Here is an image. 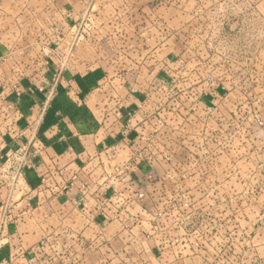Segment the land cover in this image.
Returning a JSON list of instances; mask_svg holds the SVG:
<instances>
[{
	"label": "crops",
	"instance_id": "crops-1",
	"mask_svg": "<svg viewBox=\"0 0 264 264\" xmlns=\"http://www.w3.org/2000/svg\"><path fill=\"white\" fill-rule=\"evenodd\" d=\"M89 1L0 0V264H264V154L247 153L244 170L230 154L228 174L212 168L220 154H190L198 163L187 173L168 163L180 155L139 159L146 113L158 106L130 84L144 77L92 67L95 53L79 42L70 55L54 50ZM170 8L169 21L191 14ZM150 43L134 50L159 48ZM153 55L135 66L157 65ZM240 172L256 179L239 183ZM218 175H227L219 185Z\"/></svg>",
	"mask_w": 264,
	"mask_h": 264
},
{
	"label": "rangeland",
	"instance_id": "rangeland-1",
	"mask_svg": "<svg viewBox=\"0 0 264 264\" xmlns=\"http://www.w3.org/2000/svg\"><path fill=\"white\" fill-rule=\"evenodd\" d=\"M142 3L89 1L81 7L83 11L67 21L72 31L62 34V49L54 50L70 55L79 42V52L95 53L92 67L107 64L116 70L127 66L129 74L140 72L144 77L137 81L136 76L130 84L145 85L143 88L152 90V103L158 106L153 108L152 104L150 108L154 111L146 113V127L140 135L142 147L137 150L139 159H149L154 152L164 159L180 155L183 160L168 163L177 173H187L182 168H194L198 163L187 162L190 154H220L225 157L212 168L227 173L223 171L225 168L230 171L227 159L237 155L240 162L236 168L246 169L242 158L247 153L256 158L264 154V0H143ZM145 5L154 10L153 15L148 11L151 18L135 14L137 8ZM170 7L174 12L184 9L191 14L181 19L177 13H171L174 19L169 21ZM172 29L176 38L168 31ZM147 40L152 42L150 45L159 43V48H144L140 53L134 50L136 44L140 46ZM87 43L94 50L86 49ZM147 51L154 53L152 57L157 58L158 64L148 62L142 68L136 67L135 60L141 61L142 55L148 57ZM152 70L154 76L150 74ZM205 92L208 96H203ZM157 163L159 169L165 170L166 162ZM242 174L238 175L239 183L249 184L256 179ZM219 175L217 185L227 176L222 179ZM213 182L204 183L203 189L215 188ZM238 200H246V195ZM258 200L254 199L255 203ZM184 201L188 197L179 202ZM209 211L214 214V210ZM212 225L208 228H213ZM207 234L208 238L213 236L209 231Z\"/></svg>",
	"mask_w": 264,
	"mask_h": 264
},
{
	"label": "built area",
	"instance_id": "built-area-1",
	"mask_svg": "<svg viewBox=\"0 0 264 264\" xmlns=\"http://www.w3.org/2000/svg\"><path fill=\"white\" fill-rule=\"evenodd\" d=\"M143 196V194L141 193V194H139V197H142Z\"/></svg>",
	"mask_w": 264,
	"mask_h": 264
}]
</instances>
